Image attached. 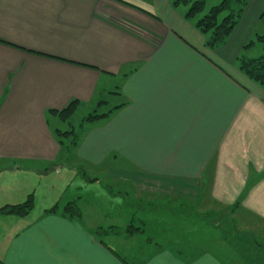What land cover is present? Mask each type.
Listing matches in <instances>:
<instances>
[{
	"label": "crops",
	"instance_id": "1",
	"mask_svg": "<svg viewBox=\"0 0 264 264\" xmlns=\"http://www.w3.org/2000/svg\"><path fill=\"white\" fill-rule=\"evenodd\" d=\"M242 7L209 48L173 0H0V206L40 207L0 213V264L264 263V87L239 61L264 0ZM73 100L112 108L66 155L49 117Z\"/></svg>",
	"mask_w": 264,
	"mask_h": 264
},
{
	"label": "trees",
	"instance_id": "2",
	"mask_svg": "<svg viewBox=\"0 0 264 264\" xmlns=\"http://www.w3.org/2000/svg\"><path fill=\"white\" fill-rule=\"evenodd\" d=\"M173 2L174 5H188L189 8L186 16L189 18L196 17L204 10L205 7V0H173ZM245 4L246 0H223L220 4L212 6L205 15L196 20V28L204 34V36H206L207 46L209 48L219 47L227 41L230 34L240 22V18L244 10L242 6ZM235 5H239L240 7L235 8ZM223 11H228V13L220 20L219 17ZM257 41H259L263 47V54L257 57H247L241 55L239 60L240 68L250 79L264 87V36H258ZM251 43H253V41L249 42L246 47L251 45ZM78 104V100H73L63 109H51V111L62 120H68L76 111ZM109 113L110 112L97 113V111H93L82 120L79 128H82L84 123L101 119L102 117L108 116ZM56 134L59 138V143L67 149V153L69 155L73 147H75L79 141L80 134L78 130L74 129V127L66 131L58 129ZM141 206L144 208H151L156 205H151L150 207L149 203H143ZM33 207L34 195L29 194L27 199L22 203L0 206V213L25 216L33 209ZM57 211L58 205H54L47 209L46 213H55ZM62 214L66 217H81V211L76 201L67 203L62 209ZM202 216L214 223V219L212 218L214 215L207 213ZM219 219L222 221L223 217H219ZM137 230L139 229L134 228L133 225L126 228V232L131 233H134ZM98 232L104 233L106 232V229L100 228L98 229Z\"/></svg>",
	"mask_w": 264,
	"mask_h": 264
},
{
	"label": "rangeland",
	"instance_id": "3",
	"mask_svg": "<svg viewBox=\"0 0 264 264\" xmlns=\"http://www.w3.org/2000/svg\"><path fill=\"white\" fill-rule=\"evenodd\" d=\"M223 0H205V7H204V10L202 11V12H200L199 14H198V16H196V17H202L203 15H205L208 11H209V9L212 7V6H214V5H218V4H220L221 2H222ZM188 6V5H187ZM188 8H189V6H188ZM228 13V11H223L221 14H220V17H219V19L221 20L226 14ZM119 103V102H118ZM112 108V107H111ZM111 108H108L106 105L105 106H103L101 109H100V107L99 108H96V107H93V108H91V109H86L85 107H83V108H78V109H76V111L74 112V114L68 119V120H62L60 117H56V116H53V115H50V117H49V119H50V124H51V127H52V129H56V128H60L62 131H66V130H70V129H72V127H74V129H76V130H78L79 132L80 131H82L83 130V128H84V124H83V127L82 128H79L80 127V125H81V123H82V120L88 115V114H90V113H92L93 111H95V109H97V113H105V112H107V111H109ZM87 124V123H86ZM65 154L67 155V152L65 151ZM7 163H5V162H3V161H0V170H2V168H3V166H5ZM2 167V168H1ZM107 177H104V176H102V179H103V181H107V179H106ZM5 179H6V176H1L0 177V187H3V183H5ZM109 184H111V185H113V187H115V189L116 190H120L121 189V186L120 185H117L114 181L112 182V181H107ZM123 189H130L129 188V185L128 184H125V186L121 189V190H123ZM127 196L129 197V198H131L132 197V195H131V193L129 194H127ZM129 200V199H128ZM161 200V199H160ZM130 201V200H129ZM131 202V201H130ZM161 202V201H160ZM179 202L178 201H174V203L173 204H178ZM171 206H175V205H170L169 204V208L170 209H172L173 210V208H174V210H177V208L176 207H171ZM181 206H183V205H181ZM185 207V206H184ZM195 207V206H194ZM199 207V206H198ZM40 208V207H39ZM39 208L37 207V205H36V210L35 211H33V212H30L31 214V216H36L37 214H39V212H40V210H39ZM186 208V207H185ZM181 209V208H180ZM194 209V208H193ZM195 209L197 210V208L195 207ZM183 211H186V209H183ZM210 214H212V215H214L213 213H210ZM204 228H206V225L204 226ZM227 230H229V229H227ZM220 231H223V230H221L220 229ZM224 232V231H223ZM254 239H256V238H254ZM257 240V242H259L260 244H262V243H264V242H262V240L263 239H261V238H257L256 239ZM242 250H244V248H241ZM250 257V256H249ZM252 258V257H251ZM253 260H254V264L255 263H257L258 261L256 260V258L255 257H253L252 258ZM259 264H264V263H259Z\"/></svg>",
	"mask_w": 264,
	"mask_h": 264
}]
</instances>
